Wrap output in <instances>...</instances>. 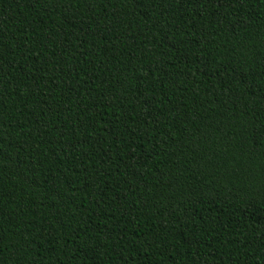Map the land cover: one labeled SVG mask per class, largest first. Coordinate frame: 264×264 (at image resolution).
I'll use <instances>...</instances> for the list:
<instances>
[{"label":"trees","instance_id":"16d2710c","mask_svg":"<svg viewBox=\"0 0 264 264\" xmlns=\"http://www.w3.org/2000/svg\"><path fill=\"white\" fill-rule=\"evenodd\" d=\"M0 264H264V0H0Z\"/></svg>","mask_w":264,"mask_h":264}]
</instances>
